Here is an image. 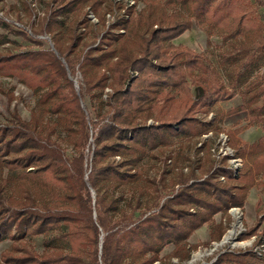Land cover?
Segmentation results:
<instances>
[{"label": "trees", "instance_id": "trees-1", "mask_svg": "<svg viewBox=\"0 0 264 264\" xmlns=\"http://www.w3.org/2000/svg\"><path fill=\"white\" fill-rule=\"evenodd\" d=\"M254 4L264 0H48L30 33L48 35L53 50L0 18V30L37 47L0 54V70L31 90L38 107L28 120L14 108L10 123L0 124V241H12L0 264H181L222 239L229 210L244 208L252 186L264 188L257 180L264 178V135L252 145L227 135L233 157L243 161L236 176L230 157L217 164L208 141L194 160L179 149L164 156L156 176L145 160L178 138L208 134L210 124L195 115L237 96L241 104L227 114L244 113L247 125L264 132V16ZM194 27L206 36L205 51L172 43ZM213 36L221 37L218 65L207 55ZM8 42L0 33V45ZM76 73L78 93L70 79ZM58 127L74 149L70 159L52 137ZM36 183L54 192L53 200L33 195ZM217 214L224 220L216 222ZM204 225L209 241L190 245ZM58 229L65 247L50 236ZM257 229L243 237L261 243ZM33 236L45 238L41 254L24 240ZM169 245L172 252L161 256ZM209 264H264V257L224 251Z\"/></svg>", "mask_w": 264, "mask_h": 264}, {"label": "rangeland", "instance_id": "rangeland-1", "mask_svg": "<svg viewBox=\"0 0 264 264\" xmlns=\"http://www.w3.org/2000/svg\"><path fill=\"white\" fill-rule=\"evenodd\" d=\"M48 0H2L0 1V18L4 19L7 23H10L13 27V30H25L28 34L36 40H39L43 43L44 48L53 50V43L48 35H40L34 37L30 30L36 27V22L39 17L43 15L44 10V2ZM115 2H122L127 5H132L133 0H113ZM254 1V0H252ZM26 4L29 5L32 9V12L26 8ZM143 7L142 3H139L137 9L140 10ZM254 10L256 14L264 16V6H257L254 4ZM88 18L96 22L93 14L89 13ZM108 20H113V18L107 17ZM0 33L6 34L9 40L8 43L0 45V54H14L18 52H24L32 49H37L36 46L33 45L31 41L23 39L21 36L15 35L11 32H7L4 30H0ZM212 47L208 49L207 55L213 62V64L218 65L217 52L221 48V37L213 36L211 38ZM174 45L183 44L186 47L194 50L195 52H203L206 50V36L200 31L198 28L194 27L191 30L184 32L178 38L172 40ZM264 71V68L261 69V72ZM8 72L7 69L0 70V124L8 125L10 123V112L16 108L20 116L28 120L30 117V112L32 110L38 111L37 107V99L33 95L32 91L23 86L15 77H10L6 75ZM70 75V74H69ZM70 79H72L74 83V89L78 93L80 76L78 73L74 75H70ZM8 93L10 96H13V100L10 102L8 100V96L5 94ZM110 92L108 89L106 93ZM192 92L196 95V90L193 87ZM83 107H88V111L86 115L89 114L88 118L93 119V111L88 106V99L85 97L83 100ZM241 104V99L237 96L230 101L220 102L215 105L209 112H201L195 115L194 119L201 125L210 124L211 131L202 136V137H194L193 142L189 139L185 140L182 138L176 139V141L168 146L164 151H155L150 156H148L145 160L147 166L152 165L150 168L149 175L156 176L160 173L159 166L161 167V171L163 168L162 159L164 156L172 153L174 150L178 151V149L183 152H188L187 156H190L191 160L196 159L198 156L202 157V152L198 151L202 147L203 142L208 141V147H210V152L212 153V157L216 160L217 164L223 156H228L234 154L233 149L228 145L227 135L232 136L236 140L239 141L238 145L241 143H245L248 145H252L257 142L264 132H262V126L260 124L247 125L248 122L245 119L244 113H235L232 115L227 114V112L235 109L237 106ZM170 108L169 110H171ZM45 118L47 116H44ZM53 118V117H52ZM154 122L149 120L147 125H152ZM239 131L240 127H243ZM196 126L192 127L195 128ZM216 128V132L213 130ZM90 136L92 134L90 128ZM52 137L60 144L61 148L64 151V155L66 158L70 159L74 154V149L71 145L67 144L65 141V134L60 127L56 129L55 134ZM92 139L90 138L87 147H89V151L86 149V153H89L90 159L92 158V150L95 147L92 143ZM237 144V143H236ZM193 145V146H192ZM199 152V153H198ZM227 154V155H225ZM220 156V157H219ZM219 157V158H218ZM234 158V157H230ZM228 159V167L231 168L234 173L235 166L238 169L242 167L243 161L240 158H236L235 160ZM117 160V159H116ZM248 160L245 158L244 162ZM183 168V166H181ZM168 171V170H167ZM184 172L187 171L186 168L183 169ZM169 172V171H168ZM8 173L7 169H4V175ZM170 174V172H169ZM171 175V174H170ZM166 176H169L166 173ZM236 176V175H234ZM257 180H261L264 182V178L257 177ZM31 192L38 195H42L49 200H53L52 196L54 192L51 190H44L41 188V185L38 183L31 186ZM171 191L165 190L163 194H170ZM94 192H92V196H94ZM264 202V188H258L257 186H252L248 193L247 199L245 201V205L243 209L233 208L229 210L230 222L227 224V230L222 237V239L218 242H212L210 246L207 247H199L196 251L191 253L190 259L182 262L181 264H209L216 259V257L227 250L242 252L253 250L258 254L264 256V238L261 239V243L256 244V235L250 238H244L249 231L258 227L256 234L261 235V232L264 231V220H262V216H264V209L261 207H257L256 204L258 201ZM129 211V210H127ZM138 218V213L134 215L132 220ZM216 222L220 220H224L221 214H217L214 217ZM234 230V234L230 237L228 242H224V239L227 235H229V231ZM62 234V230L58 229L53 231L50 236H55L57 241L64 246L65 239ZM44 237L43 236H33L26 237L24 240L28 243V246L32 248L35 252L41 254L44 251ZM209 241V225H204L200 230L194 232V235L189 239L190 245L202 244L203 242ZM12 246L11 240H3L0 241V257L4 250L10 249ZM65 247V246H64ZM173 246H167L161 253V256L167 255L166 252H170ZM172 252V251H171ZM170 252V253H171ZM169 253V254H170ZM172 264H179L176 259L171 260Z\"/></svg>", "mask_w": 264, "mask_h": 264}, {"label": "built area", "instance_id": "built-area-1", "mask_svg": "<svg viewBox=\"0 0 264 264\" xmlns=\"http://www.w3.org/2000/svg\"><path fill=\"white\" fill-rule=\"evenodd\" d=\"M225 155H227V154H225ZM219 157H220V156H219ZM219 157H218V158H219ZM230 157H233V155L231 154ZM232 159L235 160L236 158H230V160H232ZM235 171H236L235 173H234V171H233L234 175L237 174V171H238L237 166H235ZM221 180H223V178H221ZM227 251H231V250H227ZM251 251L254 252L255 254H257L258 256H262V255L258 254L256 251H253V250H251ZM262 257H264V256H262Z\"/></svg>", "mask_w": 264, "mask_h": 264}, {"label": "bare ground", "instance_id": "bare-ground-1", "mask_svg": "<svg viewBox=\"0 0 264 264\" xmlns=\"http://www.w3.org/2000/svg\"><path fill=\"white\" fill-rule=\"evenodd\" d=\"M234 234V230L229 231V235H227L224 239V242H228L230 240V237Z\"/></svg>", "mask_w": 264, "mask_h": 264}, {"label": "crops", "instance_id": "crops-1", "mask_svg": "<svg viewBox=\"0 0 264 264\" xmlns=\"http://www.w3.org/2000/svg\"><path fill=\"white\" fill-rule=\"evenodd\" d=\"M201 228H202V227H201ZM198 230H200V228H199ZM198 230H197V231H198ZM193 235H194V234H193ZM193 235H192V236H193ZM192 236H191V237H192ZM191 237H190V238H191ZM190 238H189V239H190ZM189 239H188V242H189ZM172 250H173V248H172ZM172 250H171V251H172ZM171 251H170V252H171ZM170 252H169V253H170ZM169 253L166 252V254H169Z\"/></svg>", "mask_w": 264, "mask_h": 264}]
</instances>
